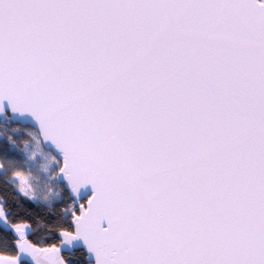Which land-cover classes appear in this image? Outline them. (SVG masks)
Returning a JSON list of instances; mask_svg holds the SVG:
<instances>
[{
  "label": "snow or ice",
  "instance_id": "snow-or-ice-1",
  "mask_svg": "<svg viewBox=\"0 0 264 264\" xmlns=\"http://www.w3.org/2000/svg\"><path fill=\"white\" fill-rule=\"evenodd\" d=\"M0 129V264H264V0H0Z\"/></svg>",
  "mask_w": 264,
  "mask_h": 264
},
{
  "label": "trees",
  "instance_id": "trees-1",
  "mask_svg": "<svg viewBox=\"0 0 264 264\" xmlns=\"http://www.w3.org/2000/svg\"><path fill=\"white\" fill-rule=\"evenodd\" d=\"M0 131H4L3 129H0ZM9 135L11 133H8ZM15 138V137H14ZM25 139V140H24ZM18 138V145L21 149H23L24 142L27 141V136L25 138ZM2 187V186H0ZM6 194L9 196L10 201L13 203L14 209L20 213L21 216L24 218L33 221V227L36 229L37 233L41 237H52L51 242H58L54 238V227L52 225L55 224L58 215H59V208L62 207V205L56 206L53 208L52 212L49 213V211L41 206H37L36 204L25 200V199H20L18 202L16 200L12 199L13 193L10 189L5 190ZM17 204L19 206H17ZM47 229V230H46ZM3 243V236L0 234V246H2ZM5 254L8 255H15L17 253L15 252H7ZM78 256L81 257V264H84L83 256L78 252Z\"/></svg>",
  "mask_w": 264,
  "mask_h": 264
},
{
  "label": "rangeland",
  "instance_id": "rangeland-1",
  "mask_svg": "<svg viewBox=\"0 0 264 264\" xmlns=\"http://www.w3.org/2000/svg\"><path fill=\"white\" fill-rule=\"evenodd\" d=\"M2 132H4V131H0V133H2ZM20 138H22V139H24L25 138V136H21ZM27 141L26 142H24V144L22 145V146H24L25 147V144L28 142V140H29V137L27 136ZM25 140V139H24ZM24 147H23V149H24ZM57 191H59V189H56Z\"/></svg>",
  "mask_w": 264,
  "mask_h": 264
}]
</instances>
